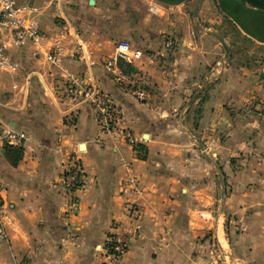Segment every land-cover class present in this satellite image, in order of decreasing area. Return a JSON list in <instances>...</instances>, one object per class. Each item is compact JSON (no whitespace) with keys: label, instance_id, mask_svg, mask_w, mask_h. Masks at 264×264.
<instances>
[{"label":"crops","instance_id":"0c3cea01","mask_svg":"<svg viewBox=\"0 0 264 264\" xmlns=\"http://www.w3.org/2000/svg\"><path fill=\"white\" fill-rule=\"evenodd\" d=\"M18 1L37 8L44 30L72 26L96 60L123 40L142 51L124 61L119 81L101 66L89 69L137 145L99 135L90 107L71 112L63 71L45 58L47 43L14 47L2 32L19 68L0 71V119L27 140L20 156L0 146L7 235L0 264H264V67H252L249 54L234 52L212 29L224 17L216 0ZM64 67L73 75L88 69L74 58ZM132 86L147 98L136 99ZM68 152L84 171L75 208L62 183ZM128 178L140 190L131 199L133 220L121 194ZM136 224L126 254L110 262L101 249L106 238Z\"/></svg>","mask_w":264,"mask_h":264},{"label":"built area","instance_id":"2783aa9c","mask_svg":"<svg viewBox=\"0 0 264 264\" xmlns=\"http://www.w3.org/2000/svg\"><path fill=\"white\" fill-rule=\"evenodd\" d=\"M148 10L157 13L158 7L149 4ZM73 27L66 22L53 24L43 29L35 6L29 3H22L18 0H0V35L2 32L10 34V42L14 47L31 45L35 49L41 48L44 43L48 44L45 58L52 66L59 67L63 71L65 95L68 100L71 112L77 111L80 106L86 105L94 112L98 124L99 135L119 134L133 146L137 145V139L128 129H120L123 123V114L118 105L112 99L110 93L101 89L90 73L89 69L101 66L116 81L122 77L118 66L120 61L132 62L142 56L141 50L131 47L129 41L123 40L115 45L112 55L105 59L96 60L92 53L76 39ZM72 39H75L73 41ZM173 41L168 39L166 47L170 48ZM68 58H74L87 66V71L79 75H73L64 63ZM19 66L13 62L7 53V46L0 41V71L16 72ZM132 94L138 100H145L147 94L144 90L131 87ZM27 135L24 132L15 131L7 123L0 119V146L16 147L22 149ZM56 148V152H60ZM62 183L70 195L68 204L71 208L78 206V198L74 193L84 184V171L81 160L75 153L66 154V163ZM2 185L0 183V239L6 240L4 219L6 217V205L2 198ZM140 193L138 182L135 178H128L121 183V194L125 198L124 211L129 218L138 219V211L131 199ZM116 231L110 234L102 246L103 256L116 262L122 258L129 248L132 237L139 232V225L132 226L125 231ZM100 249V250H101ZM16 264H30L29 261L21 260Z\"/></svg>","mask_w":264,"mask_h":264},{"label":"trees","instance_id":"16d2710c","mask_svg":"<svg viewBox=\"0 0 264 264\" xmlns=\"http://www.w3.org/2000/svg\"><path fill=\"white\" fill-rule=\"evenodd\" d=\"M165 6L183 3L186 0H155ZM221 13L232 21L244 34L264 43V0H216ZM123 69L124 61L118 63ZM6 150L20 156L21 149L8 147Z\"/></svg>","mask_w":264,"mask_h":264},{"label":"rangeland","instance_id":"374dc122","mask_svg":"<svg viewBox=\"0 0 264 264\" xmlns=\"http://www.w3.org/2000/svg\"><path fill=\"white\" fill-rule=\"evenodd\" d=\"M210 12L215 13V10L211 9ZM216 18L217 20H220L218 15ZM221 20L222 22L219 23L221 25H216L219 27L212 29L218 30V34L226 39L234 52L240 53L241 56H247L249 54L248 56L250 57V64L252 67H264V43H260L251 38V46L248 45L249 43L241 41L240 36H243V32L232 21L226 17H221Z\"/></svg>","mask_w":264,"mask_h":264},{"label":"water","instance_id":"95a60500","mask_svg":"<svg viewBox=\"0 0 264 264\" xmlns=\"http://www.w3.org/2000/svg\"><path fill=\"white\" fill-rule=\"evenodd\" d=\"M93 2V0H91V3ZM196 13V12H195ZM221 42H222V45H223V48H224V50H225V52H226V54H228V51H229V49H228V46L224 43V41L221 39Z\"/></svg>","mask_w":264,"mask_h":264}]
</instances>
